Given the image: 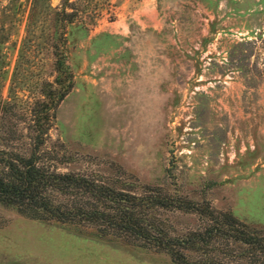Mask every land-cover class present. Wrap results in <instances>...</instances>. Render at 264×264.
I'll return each mask as SVG.
<instances>
[{
  "label": "rangeland",
  "instance_id": "obj_1",
  "mask_svg": "<svg viewBox=\"0 0 264 264\" xmlns=\"http://www.w3.org/2000/svg\"><path fill=\"white\" fill-rule=\"evenodd\" d=\"M63 1L0 0L1 98H40L55 52L71 70L47 130L58 169L160 187L264 234V0H67L70 22ZM167 213L178 232L200 222ZM84 224L0 202V264H177Z\"/></svg>",
  "mask_w": 264,
  "mask_h": 264
},
{
  "label": "trees",
  "instance_id": "obj_2",
  "mask_svg": "<svg viewBox=\"0 0 264 264\" xmlns=\"http://www.w3.org/2000/svg\"><path fill=\"white\" fill-rule=\"evenodd\" d=\"M66 1L56 13L70 22L74 8L65 10ZM52 65V80H42L40 98L23 109H13L14 101L0 97L1 203L32 218L85 223L98 234L110 231L140 246L164 251L177 264H228L218 252L229 256L234 249L241 251L238 259L242 260L234 264H264V234L246 228L228 211L118 176L59 170L62 160L47 143V130L53 109L72 85V73L63 52L54 53ZM10 92L11 86L7 95ZM18 120L24 122L22 127ZM168 211H192L200 222L178 232L170 228ZM199 253L202 257L196 258Z\"/></svg>",
  "mask_w": 264,
  "mask_h": 264
}]
</instances>
